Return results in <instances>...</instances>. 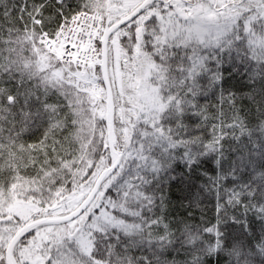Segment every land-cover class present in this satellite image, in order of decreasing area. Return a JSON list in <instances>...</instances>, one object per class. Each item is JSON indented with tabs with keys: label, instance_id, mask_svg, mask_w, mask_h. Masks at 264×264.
<instances>
[{
	"label": "snow or ice",
	"instance_id": "1",
	"mask_svg": "<svg viewBox=\"0 0 264 264\" xmlns=\"http://www.w3.org/2000/svg\"><path fill=\"white\" fill-rule=\"evenodd\" d=\"M0 264H264V0H0Z\"/></svg>",
	"mask_w": 264,
	"mask_h": 264
}]
</instances>
